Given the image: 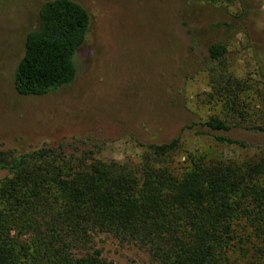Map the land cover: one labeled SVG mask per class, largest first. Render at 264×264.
<instances>
[{
	"label": "trees",
	"instance_id": "16d2710c",
	"mask_svg": "<svg viewBox=\"0 0 264 264\" xmlns=\"http://www.w3.org/2000/svg\"><path fill=\"white\" fill-rule=\"evenodd\" d=\"M38 16L13 71L22 97L71 84L74 57L89 32V14L73 0L43 2ZM206 53V65L218 68L228 48L217 42ZM213 73L206 103L224 94L231 114L237 113L236 100L250 87L224 69ZM187 129L220 146L255 148L259 156L245 162L189 156L188 166L171 169L164 162L172 160L180 138L147 146L137 166L99 161L90 152L66 157L62 147L0 151V172L6 173L0 180V264H115L97 248L100 236L146 250L150 264H264V146L230 137L242 130L264 137V128L211 117Z\"/></svg>",
	"mask_w": 264,
	"mask_h": 264
},
{
	"label": "rangeland",
	"instance_id": "374dc122",
	"mask_svg": "<svg viewBox=\"0 0 264 264\" xmlns=\"http://www.w3.org/2000/svg\"><path fill=\"white\" fill-rule=\"evenodd\" d=\"M46 1L0 0V151L62 147L66 157L90 152L99 161L137 166L147 146L180 138L164 162L171 169L188 166L189 156L224 162L259 156L255 148L220 146L187 128L211 117L264 128V0H73L90 17L73 61L75 80L43 97H22L13 71ZM217 42L228 48L218 68L206 65V49ZM223 69L250 87L236 100L241 113L231 114L224 94L206 103L213 72ZM230 137L264 146V137L243 130ZM5 176L0 172V180ZM96 246L115 264L151 262L146 250L110 236L98 237Z\"/></svg>",
	"mask_w": 264,
	"mask_h": 264
}]
</instances>
